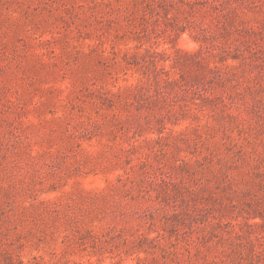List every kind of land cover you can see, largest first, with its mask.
<instances>
[{"label": "rangeland", "instance_id": "1", "mask_svg": "<svg viewBox=\"0 0 264 264\" xmlns=\"http://www.w3.org/2000/svg\"><path fill=\"white\" fill-rule=\"evenodd\" d=\"M0 264H264V0H0Z\"/></svg>", "mask_w": 264, "mask_h": 264}]
</instances>
